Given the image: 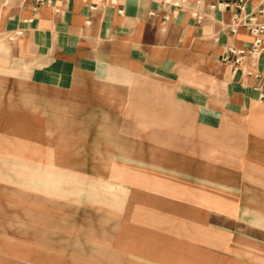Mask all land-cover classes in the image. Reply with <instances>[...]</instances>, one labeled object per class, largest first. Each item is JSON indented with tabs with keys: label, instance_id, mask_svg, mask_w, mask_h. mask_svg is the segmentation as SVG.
Returning <instances> with one entry per match:
<instances>
[{
	"label": "crops",
	"instance_id": "0c3cea01",
	"mask_svg": "<svg viewBox=\"0 0 264 264\" xmlns=\"http://www.w3.org/2000/svg\"><path fill=\"white\" fill-rule=\"evenodd\" d=\"M5 1L0 264H264V79L233 76L219 61L226 45L251 42L243 28L227 30L236 9L212 11L202 24L175 11L163 31L160 0H107L93 9V0H62L36 12L31 0ZM261 2L247 0L245 12ZM12 34L5 52L2 38ZM133 48L151 54L141 57L146 64H158L152 54L160 63L177 57L188 70L197 60L218 61L224 103L207 98L197 106L193 72L147 73L159 82L155 89L117 88L120 72L132 80ZM258 68L264 75L262 61ZM100 71L107 76L99 79ZM69 79L112 84L69 89ZM164 81L174 87L162 88ZM69 97L76 111L90 98L108 127L139 129L124 141V160L132 162L138 140L141 167L84 168L78 157L70 163ZM215 124L230 136L220 143L236 145L235 167L213 169L212 140H196V127L210 134Z\"/></svg>",
	"mask_w": 264,
	"mask_h": 264
},
{
	"label": "rangeland",
	"instance_id": "374dc122",
	"mask_svg": "<svg viewBox=\"0 0 264 264\" xmlns=\"http://www.w3.org/2000/svg\"><path fill=\"white\" fill-rule=\"evenodd\" d=\"M5 4L8 6L10 4L9 0L5 1ZM17 35V34H16ZM16 35H5L2 39L4 40L5 52H8L12 43L16 40ZM123 50L120 51L119 55L123 56ZM131 56L134 59V64L132 67V80L126 79L124 73L117 76L116 87L123 88H132L133 90L139 91L140 89H150V88H159V82L154 80L147 73H163L165 75H170L171 73L187 74L195 73L196 80L195 83L196 91V103L197 106L201 103H204V99L211 98L212 102L220 105L224 103V96H222V91L225 89V84L220 82L221 76L225 73L224 69L216 61L215 65H210L204 61L197 60L194 69L187 68L186 64L182 60L178 61L177 57H171L172 61L165 60L163 63L159 60V57H154V61L158 64H146L141 57L143 55L150 56L151 54H146L145 51L141 49H132ZM142 54V55H141ZM208 55L206 56V59ZM178 62H181L177 64ZM120 67V66H119ZM118 67V68H119ZM72 66H69V78L72 76L71 73ZM117 68V69H118ZM211 68V69H210ZM127 73V72H126ZM205 73H210L213 77L210 80H206L204 75ZM101 78L102 76H107L105 71H100L98 73ZM101 82V81H100ZM98 80L94 81H84L82 83L84 88L87 89H108L112 84L105 82V84H100ZM102 83V82H101ZM162 83V88L172 89L173 81H164ZM183 82H180V84ZM187 83V82H185ZM80 82L77 84L75 81L69 79L68 86L69 89L76 88V85H82ZM225 93V92H224ZM69 110H68V119H67V131H68V142H67V152L69 159L74 161H69L70 163L75 164V158H80L78 161L79 166L84 168H140V161L138 155V149L135 150L134 146L138 145V140H132L131 145V158L132 162L124 160L125 157L129 158L127 152L129 151V144L124 143L125 140H131V136L139 137V129H131L124 127L123 123H116L108 127L107 122L101 121L98 118V113L93 110L91 106L90 98H83V102L80 104L85 105L83 110H75V107L70 106L73 100L76 97H69ZM105 103V102H104ZM123 102H116V105H122ZM105 104H113L111 102H106ZM218 114V113H217ZM214 123V122H213ZM129 124V123H127ZM133 125V124H132ZM100 127V128H99ZM154 132V130H153ZM235 136V135H232ZM196 140H203V137H206V140H212V144L209 147L208 154L211 157V167L217 169L226 165L228 167H235V144H225L220 143V140H230V136L225 135V130H221V127L215 124L211 133H204L203 129L196 127ZM199 151L203 152V148L199 147ZM227 150V151H226ZM227 159V160H226Z\"/></svg>",
	"mask_w": 264,
	"mask_h": 264
},
{
	"label": "built area",
	"instance_id": "2783aa9c",
	"mask_svg": "<svg viewBox=\"0 0 264 264\" xmlns=\"http://www.w3.org/2000/svg\"><path fill=\"white\" fill-rule=\"evenodd\" d=\"M62 0H31L32 9L36 12L38 7L54 6ZM107 0H93L91 9ZM110 4H115L116 0H109ZM162 7L166 9L160 17L162 30L171 19L172 12L185 11L197 24H202L208 14L212 11L226 10L234 8V13L227 30L230 34H235L239 28H243L250 36L251 42L247 46L226 45L220 55L219 61L229 68L233 76L238 74L263 80L264 75L258 68V62L264 65V0L260 3L254 13L245 12L247 0H233L225 2L223 0H212L205 5V0H160ZM157 13L150 11L148 16L155 18ZM263 97V95H261Z\"/></svg>",
	"mask_w": 264,
	"mask_h": 264
}]
</instances>
